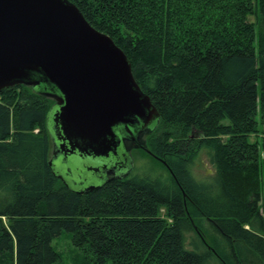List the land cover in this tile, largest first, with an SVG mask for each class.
Returning a JSON list of instances; mask_svg holds the SVG:
<instances>
[{"label":"trees","instance_id":"trees-1","mask_svg":"<svg viewBox=\"0 0 264 264\" xmlns=\"http://www.w3.org/2000/svg\"><path fill=\"white\" fill-rule=\"evenodd\" d=\"M124 51L160 118L158 167L81 192L50 164L36 87L0 92V264H264V0H69ZM202 153L214 174L197 177Z\"/></svg>","mask_w":264,"mask_h":264},{"label":"water","instance_id":"water-1","mask_svg":"<svg viewBox=\"0 0 264 264\" xmlns=\"http://www.w3.org/2000/svg\"><path fill=\"white\" fill-rule=\"evenodd\" d=\"M15 84L56 102L61 146L51 165L75 150L108 156L118 126L160 118L124 51L69 0H0V92Z\"/></svg>","mask_w":264,"mask_h":264},{"label":"flooded vegetation","instance_id":"flooded-vegetation-1","mask_svg":"<svg viewBox=\"0 0 264 264\" xmlns=\"http://www.w3.org/2000/svg\"><path fill=\"white\" fill-rule=\"evenodd\" d=\"M156 128V120H153L149 125L137 121L134 124L120 125L115 129L117 147L108 156L97 157L90 153L79 152L78 150H75L73 153L64 152L53 159V166L58 162H62L65 166V176L60 177L61 180L70 186L71 183L67 182L64 178H72V183L80 188L79 191L81 192L91 191L89 188L93 187L97 182L101 183L96 187L102 188L112 182L133 178L135 175L141 173V170L138 171L136 169L131 152H145L147 155L153 157L144 138L148 133L154 132ZM71 161H74V165L70 164ZM77 169L81 172L78 176L75 174ZM88 182L91 185L86 187V183Z\"/></svg>","mask_w":264,"mask_h":264},{"label":"rangeland","instance_id":"rangeland-1","mask_svg":"<svg viewBox=\"0 0 264 264\" xmlns=\"http://www.w3.org/2000/svg\"><path fill=\"white\" fill-rule=\"evenodd\" d=\"M36 90H39V88H36ZM57 108L54 107L50 114L48 115L47 119V131H48V136L50 139V157H54L55 151L61 146V142L59 141L58 135H57V130H56V124H55V112ZM257 121L259 125V130H260V135H252L249 140L251 142H255L256 140H261V133H264V124L261 121L260 114L257 115ZM144 140L147 142L148 141V135L145 136ZM132 157L134 159V164L136 166V169L138 171L141 170V173H149L153 168H157L158 166L154 163L151 162L150 159L145 156L147 155L145 152H139V151H132ZM151 157V156H150ZM142 161V162H141ZM71 165H74V161H71ZM55 170L58 174V176L62 177L63 175L65 176V166L62 164V162H58L55 164ZM215 168L212 163L211 156L208 153H202L200 157L198 158V163L197 167L195 169V174L197 177H205L211 174H214ZM75 174L78 176L81 174L80 170L77 169V172ZM67 182L71 183V187L74 190L79 191L80 188L75 186L72 183V178H64ZM79 179V177H77ZM101 182H97L94 184V186H99ZM91 185V183H86V187ZM53 246L62 254V260L61 262L57 264H71V256L74 251V247L72 245L71 239L68 235L67 232H64L62 235L59 237L55 238L53 241Z\"/></svg>","mask_w":264,"mask_h":264}]
</instances>
